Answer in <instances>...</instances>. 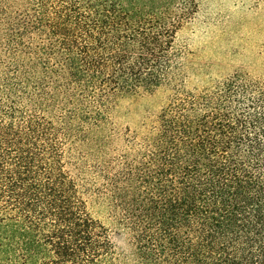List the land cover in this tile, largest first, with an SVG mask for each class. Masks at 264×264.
Masks as SVG:
<instances>
[{
  "label": "trees",
  "instance_id": "1",
  "mask_svg": "<svg viewBox=\"0 0 264 264\" xmlns=\"http://www.w3.org/2000/svg\"><path fill=\"white\" fill-rule=\"evenodd\" d=\"M192 6L0 0V264H264V83L173 90L140 133L113 119L176 83Z\"/></svg>",
  "mask_w": 264,
  "mask_h": 264
},
{
  "label": "rangeland",
  "instance_id": "2",
  "mask_svg": "<svg viewBox=\"0 0 264 264\" xmlns=\"http://www.w3.org/2000/svg\"><path fill=\"white\" fill-rule=\"evenodd\" d=\"M192 1L190 15L177 33L181 55L176 83L152 94L121 100L113 111L120 130L131 128L140 133L178 88L200 93L215 90L228 80L264 83V0ZM89 207L109 228L117 251L129 254L128 235L115 221V213L95 201Z\"/></svg>",
  "mask_w": 264,
  "mask_h": 264
}]
</instances>
